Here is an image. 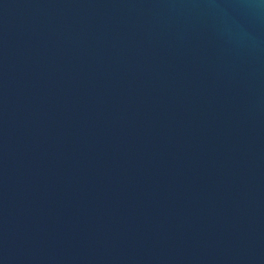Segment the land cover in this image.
I'll return each mask as SVG.
<instances>
[{"label":"water","instance_id":"95a60500","mask_svg":"<svg viewBox=\"0 0 264 264\" xmlns=\"http://www.w3.org/2000/svg\"><path fill=\"white\" fill-rule=\"evenodd\" d=\"M0 264H264V0H0Z\"/></svg>","mask_w":264,"mask_h":264}]
</instances>
